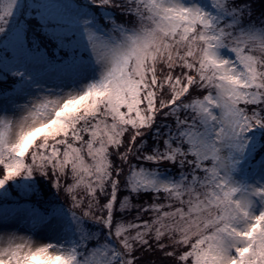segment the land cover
Returning a JSON list of instances; mask_svg holds the SVG:
<instances>
[{"label": "snow or ice", "instance_id": "obj_1", "mask_svg": "<svg viewBox=\"0 0 264 264\" xmlns=\"http://www.w3.org/2000/svg\"><path fill=\"white\" fill-rule=\"evenodd\" d=\"M14 2L0 189L47 177L64 204L24 180L13 211L68 246L0 234V264H264V182L233 178L264 179V2Z\"/></svg>", "mask_w": 264, "mask_h": 264}, {"label": "rangeland", "instance_id": "obj_2", "mask_svg": "<svg viewBox=\"0 0 264 264\" xmlns=\"http://www.w3.org/2000/svg\"><path fill=\"white\" fill-rule=\"evenodd\" d=\"M91 1V0H89ZM9 2V0H0V4H5ZM209 7H206L204 10L211 12L212 9L210 7L211 5V0H208ZM21 6V0H15L13 9L10 15L11 18H15L19 12V8ZM101 11V15L105 16V13ZM213 15H215V12H212ZM221 53L224 54L228 50L221 48L220 49ZM9 75H11L9 73ZM91 78V77H90ZM51 87V86H48ZM60 87H64L61 85ZM71 85H68V88H71ZM67 90V89H65ZM29 98H25L21 101H19L20 104H24L28 102ZM20 113H17L19 115ZM255 131L254 129H250L249 132ZM245 156L247 153L244 154ZM249 162V161H248ZM257 162H252L251 164H256ZM245 164V160L242 157L241 160L239 161V164L237 168L233 172V178L237 182L238 185H253L256 184L258 185L259 183L264 182V179H262L260 176H252L250 174L245 173V169L241 167L242 165ZM15 180V179H14ZM49 200L53 202H57L59 204H64V201L62 200V197H49ZM21 204L23 203H30L29 201H22L19 202ZM17 203H5L0 206V234H16V235H27L33 237L34 240L38 242H51L53 244H61L65 243L66 246H68V242H65L62 237H58L56 233L54 232H43L40 234H37V231H34L30 228V225L27 223V221L19 214L13 211V209L16 207ZM68 206L65 205V211H67ZM258 210V208L256 209ZM69 219L71 217L69 216Z\"/></svg>", "mask_w": 264, "mask_h": 264}, {"label": "trees", "instance_id": "obj_3", "mask_svg": "<svg viewBox=\"0 0 264 264\" xmlns=\"http://www.w3.org/2000/svg\"><path fill=\"white\" fill-rule=\"evenodd\" d=\"M90 2L91 1H89V3ZM255 2L258 4V3L264 2V0H255ZM92 7L94 9H98L100 6L94 4V5H92ZM19 15H20V12H18L16 17H18ZM99 19H100L101 23H105L103 15L100 14ZM253 155H254V153H253ZM259 159H260L259 156H256L255 159H249V164H251L252 162L253 163L257 162V161H259ZM169 175H170V173H169ZM24 180H30L32 182V185H34L36 188H39L40 185L43 184L45 186V188L49 190L48 198L49 197H59V196L61 197V195L57 191L56 187L53 186V184L49 181V179L47 177H44L41 175H34L32 177H29V178L16 177L15 180L8 181V185H11V187H8V185H5V187L3 189H0V206L5 204V203H9V202H11V203H17V202L19 203L22 201H29L30 203L34 202L30 199L31 192L28 191L26 194L23 185L21 183H18V182L24 181ZM62 200H63V198H62ZM37 206L39 207L40 205H37Z\"/></svg>", "mask_w": 264, "mask_h": 264}, {"label": "clouds", "instance_id": "obj_4", "mask_svg": "<svg viewBox=\"0 0 264 264\" xmlns=\"http://www.w3.org/2000/svg\"><path fill=\"white\" fill-rule=\"evenodd\" d=\"M72 105H69V109H71ZM40 124V121L37 120L34 124H33V127H38Z\"/></svg>", "mask_w": 264, "mask_h": 264}]
</instances>
